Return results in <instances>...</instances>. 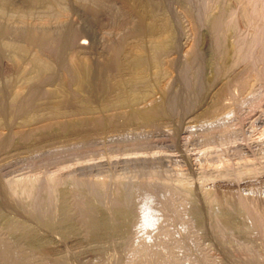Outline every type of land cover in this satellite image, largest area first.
Listing matches in <instances>:
<instances>
[{"label":"rangeland","instance_id":"374dc122","mask_svg":"<svg viewBox=\"0 0 264 264\" xmlns=\"http://www.w3.org/2000/svg\"><path fill=\"white\" fill-rule=\"evenodd\" d=\"M0 254L264 264V0H0Z\"/></svg>","mask_w":264,"mask_h":264},{"label":"bare ground","instance_id":"6f19581e","mask_svg":"<svg viewBox=\"0 0 264 264\" xmlns=\"http://www.w3.org/2000/svg\"><path fill=\"white\" fill-rule=\"evenodd\" d=\"M82 44H85V42L83 41V43ZM142 215H143V217H142V219H143V222L146 224V225H150L151 223H152V217L154 216V215H152V212L151 211H149V209H148V207H147V205H145V207H144V209H143V213H142ZM121 216H123V213L121 212V214L119 215V217L121 218ZM135 223V222H134ZM137 224V223H136ZM134 225V224H133ZM136 228V227H135ZM96 229V228H95ZM135 230V229H134ZM98 232V231H97ZM123 235L125 236V234L123 233ZM143 241V240H142ZM157 241V240H156ZM161 241V240H160ZM158 244V243H157ZM140 245V244H139ZM150 248V247H149ZM140 249V248H139ZM147 249V248H146ZM158 249V248H157ZM157 249H155L154 250V254H155V251L157 250ZM164 250V249H163ZM141 251H142V249H141ZM147 251V250H146ZM162 251V250H161ZM160 251V252H161ZM140 252V251H139ZM157 252H158V250H157ZM159 252V253H160ZM165 252V251H164ZM164 252L163 253H161V254H163V255H165L164 254ZM171 252V251H170ZM173 252V251H172ZM166 253V252H165ZM175 253V252H174ZM173 253V254H174ZM145 254V253H144ZM160 254V255H161ZM172 254V255H173ZM1 255V254H0ZM149 255V254H148ZM147 255V256H148ZM176 255V254H175ZM5 256V255H4ZM146 256V255H145ZM166 256V255H165ZM163 257V256H162ZM167 258H168V256H166ZM170 257V256H169ZM1 258H4L3 256L1 257ZM7 258V257H6ZM144 258V257H143ZM142 258V259H143ZM148 258V257H147ZM171 258V257H170ZM174 258V257H173ZM9 259V258H8ZM152 259V258H151ZM158 260L160 259L159 257L157 258ZM180 259V258H179ZM7 260V259H6ZM5 260V261H6ZM155 260V259H154ZM153 260V261H154ZM175 260V259H174ZM1 261H3V259L1 260ZM5 261H4V264H5ZM162 261V260H161ZM160 261V262H161ZM165 261V260H164ZM7 262H9V261H7ZM6 262V263H7ZM144 262H146V260L144 261ZM149 262V261H148ZM152 262V261H151ZM159 262V261H158ZM3 263V262H2ZM153 263V262H152ZM156 263V262H155ZM154 263V264H155ZM1 264V263H0ZM9 264H17V263H9ZM144 264V263H143ZM149 264V263H148ZM162 264H164V263H162ZM166 264H175V262L174 261H171V260H166ZM178 264V263H177Z\"/></svg>","mask_w":264,"mask_h":264}]
</instances>
